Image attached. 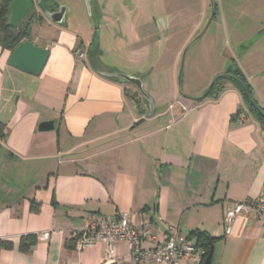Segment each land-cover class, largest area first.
<instances>
[{
    "label": "crops",
    "instance_id": "1",
    "mask_svg": "<svg viewBox=\"0 0 264 264\" xmlns=\"http://www.w3.org/2000/svg\"><path fill=\"white\" fill-rule=\"evenodd\" d=\"M68 16L62 25L29 22V39L48 50L38 75L11 66L13 49L0 45V237L14 244L0 251V264H136L126 242L115 243L107 257L102 242L75 248L72 234L89 220L117 214L148 221L160 239L173 229L196 244L192 232H207L215 237L209 264H264L260 219L250 212L228 230L224 223L229 205L264 196V128L249 112L239 122L246 110L241 92L225 81L217 96L200 101L173 95L190 105L185 112L170 105L145 114L124 83L105 74L118 68L106 67L102 40L90 47L92 38L70 28ZM150 16L158 39L164 17ZM144 19L128 17L129 26L135 21L131 31L115 39L131 46L129 36L137 34L132 39L142 45ZM263 35L264 29L247 46L237 45L236 54ZM77 48L84 57L74 55ZM227 54L211 76L225 71ZM246 66L239 68L264 108V82ZM43 121L53 128L40 130ZM28 233L37 242L21 252L19 237Z\"/></svg>",
    "mask_w": 264,
    "mask_h": 264
},
{
    "label": "rangeland",
    "instance_id": "2",
    "mask_svg": "<svg viewBox=\"0 0 264 264\" xmlns=\"http://www.w3.org/2000/svg\"><path fill=\"white\" fill-rule=\"evenodd\" d=\"M57 1L67 5L68 26L80 37L86 35L90 39L94 31L97 33V38L102 40L103 48L106 50L103 57L107 68L114 65L118 68V71L114 72L129 75L137 73L143 76V89L152 98L153 106L157 110L169 109L170 105L184 106L186 109L190 107L184 100L173 99L174 96H181L177 85V71L184 47L206 24L210 13L209 0H107L103 10L112 14L118 13L120 21L116 23L101 18L100 27L96 29L95 27L90 29L92 25L89 24L88 10L83 0ZM157 1L160 2V8ZM214 1L215 16L183 57L181 90L186 94L199 92L201 87L202 91L206 89L215 75L211 76L212 66L214 64V67L219 66L225 49L229 54V57L228 54L225 55L226 58L231 60L232 57L231 61L238 67L249 64L245 70L258 74L257 82H264V35L250 47L245 48L241 56L236 54L237 45L251 43L255 40L256 33L264 29V0H224L223 3L221 0ZM98 2L102 5L105 3L103 0ZM161 8L167 14H164V22L162 20L158 22L163 31L157 39V36L155 37L157 28L152 26L150 15L154 14L159 18L158 12L163 14ZM38 12L34 8L32 16L25 19L22 24L38 20ZM133 15H141L146 19L144 21L147 23L142 27L141 33L144 41L139 45L138 40H135L139 35L136 34L134 37L133 34L129 36L131 46H126L124 41L115 39V34L129 29L131 31L136 20L133 18L135 21L132 20L129 26L127 18ZM94 22L97 24L98 19L97 23L96 19ZM137 25L138 21L135 30L138 28L139 31L140 27ZM123 83L127 97L146 114L149 111L147 101L135 86L124 81Z\"/></svg>",
    "mask_w": 264,
    "mask_h": 264
},
{
    "label": "built area",
    "instance_id": "3",
    "mask_svg": "<svg viewBox=\"0 0 264 264\" xmlns=\"http://www.w3.org/2000/svg\"><path fill=\"white\" fill-rule=\"evenodd\" d=\"M74 55L82 58L85 52L77 48ZM180 108L184 112L189 109L184 106ZM246 113V110L239 111V122L245 118ZM250 212L260 219L264 227V196L256 200L229 205L224 212L225 229H229V225L236 216ZM72 238L77 249L92 246L98 242L104 243L105 257L112 253L115 243L126 242L131 251V258L136 264H179L189 259L199 264L205 254L203 247L182 240L173 229H170V234L166 238L160 239L148 221L134 223L126 214L89 220L82 229L72 234Z\"/></svg>",
    "mask_w": 264,
    "mask_h": 264
},
{
    "label": "water",
    "instance_id": "4",
    "mask_svg": "<svg viewBox=\"0 0 264 264\" xmlns=\"http://www.w3.org/2000/svg\"><path fill=\"white\" fill-rule=\"evenodd\" d=\"M44 0H11L9 3V14H8V20L7 24L8 26L18 34L19 30L18 27L21 24V22L26 19L32 12L33 7L35 4L40 5ZM84 3L87 6L88 10V18L90 19V6H89V1L90 0H83ZM57 9L52 10V9H46L45 7H42L43 13L50 22L55 23V24H65V18L67 14L69 13V9L67 5L61 4L59 1H57ZM210 4V13L207 18L206 24L202 28V30L187 43V45L184 47L181 56H180V65L177 71V85H178V91L181 96L191 99L193 101H200L204 99L210 92L214 80L218 76H228L234 79L241 88L242 95L246 98V100L254 106L258 111L259 108L254 101V99L250 96L246 89L245 83L237 78L236 76L229 74V73H218L213 77L209 85L204 89L201 93L197 95H187L182 92L181 90V81H182V73H183V57L185 55V52L187 49L204 33L205 29L211 22L214 12H215V1L214 0H209ZM249 44V43H248ZM246 44V46L248 45ZM48 56V50L45 47L37 46L33 44V42L30 39H24L21 41L11 52L9 61L8 63L15 67L18 68L24 72L38 75L47 59ZM115 76L120 77L124 82L131 84L135 86L138 90V92L141 94V96L147 101L148 107H149V114H152L153 112V100L149 96L147 92L143 89V84H142V77L139 75H129L125 73H118L115 74ZM40 130H47V129H52L53 128V121H43L39 125ZM211 252L208 253V255L205 257L203 264H209L210 263V258H211Z\"/></svg>",
    "mask_w": 264,
    "mask_h": 264
},
{
    "label": "trees",
    "instance_id": "5",
    "mask_svg": "<svg viewBox=\"0 0 264 264\" xmlns=\"http://www.w3.org/2000/svg\"><path fill=\"white\" fill-rule=\"evenodd\" d=\"M10 2L11 0H0V45L4 48H8L12 50L24 39H29L30 27H29V23L25 25L22 24L25 19L21 22V24L18 27L19 30L18 34L15 33L8 26L7 24L8 14H9L8 7ZM32 14L33 13L31 12V14L27 18L31 17ZM38 20H41V18H38ZM231 60H233V58H231ZM231 60L229 61V64L225 69V71H223V73L232 74L237 78L241 79L245 83L248 93L254 99L260 111H258L254 106H252L242 95L246 106L245 109L247 110V112L251 113L257 120H259L264 128V108L261 107L253 97L252 88L248 83V81L246 80V77L244 76L240 68ZM225 81H230L233 84V86H235L242 94L240 85L234 79L228 76H218L215 78L214 84L209 94L206 97L217 96V94H219L224 89ZM2 135H3V124L0 122V137ZM31 209L36 212L38 211V206L32 205ZM192 234L195 236L196 239L195 245H199L205 249V254L203 255L202 261L199 263V264H203L205 257L212 249V243L215 240V237L209 235L205 231H200V230L193 231ZM36 242H37V235L35 233L23 234L19 237L18 249L21 252H28ZM13 245H14L13 241L0 237V251L2 249H12ZM110 264H115V263H110Z\"/></svg>",
    "mask_w": 264,
    "mask_h": 264
},
{
    "label": "flooded vegetation",
    "instance_id": "6",
    "mask_svg": "<svg viewBox=\"0 0 264 264\" xmlns=\"http://www.w3.org/2000/svg\"><path fill=\"white\" fill-rule=\"evenodd\" d=\"M103 1L105 2L104 5L100 4L98 2V0H90L89 1V6H90V19L88 17L87 18L89 19L90 25H92L91 26L92 28L95 27V29H96V28L100 27L99 20L101 18L104 19L105 21L106 20H113L116 23H118L120 21V17L118 16V13H113L112 14L110 12H107V11H104L103 10L105 8V6H106V3L108 2L107 0H103ZM157 3L159 4V7L158 8H160V2L157 1ZM42 7H45L46 9L56 10L57 9V2H56V0H44L40 5L35 4L34 7H33V9L36 8V10L39 11L37 13V17L38 18H46L45 15H44V13H43ZM161 9H162L161 12H163V14L158 12V15L161 16V14H162L161 17H164L165 16L164 14H167V13L163 11V8H161ZM215 12H216V10H215ZM151 15L154 16V14H151ZM95 19H96V23H97V19H98V23L97 24H95V22H94ZM96 32H97V30H96ZM117 34L119 36H122V32H117L115 34V36ZM96 35H97V33H95V31H94V34L92 36V41L90 42V45H89L90 47L93 46L95 48H98L99 39L97 38ZM123 39H125V38L123 37ZM90 47L88 48V50H90ZM88 50H87V54L89 52ZM104 72H105V74H107L109 76H112V77H116L117 79H119V80H121L123 82V80L120 77L115 76V74H118L120 72H109V71H104Z\"/></svg>",
    "mask_w": 264,
    "mask_h": 264
}]
</instances>
